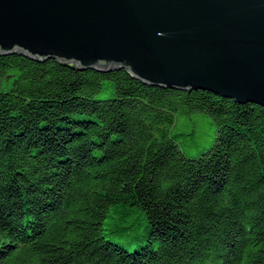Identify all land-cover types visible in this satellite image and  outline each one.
<instances>
[{
    "label": "trees",
    "instance_id": "16d2710c",
    "mask_svg": "<svg viewBox=\"0 0 264 264\" xmlns=\"http://www.w3.org/2000/svg\"><path fill=\"white\" fill-rule=\"evenodd\" d=\"M0 264H264V108L0 55Z\"/></svg>",
    "mask_w": 264,
    "mask_h": 264
},
{
    "label": "water",
    "instance_id": "95a60500",
    "mask_svg": "<svg viewBox=\"0 0 264 264\" xmlns=\"http://www.w3.org/2000/svg\"><path fill=\"white\" fill-rule=\"evenodd\" d=\"M264 108V0H0V55Z\"/></svg>",
    "mask_w": 264,
    "mask_h": 264
},
{
    "label": "rangeland",
    "instance_id": "374dc122",
    "mask_svg": "<svg viewBox=\"0 0 264 264\" xmlns=\"http://www.w3.org/2000/svg\"><path fill=\"white\" fill-rule=\"evenodd\" d=\"M175 131L183 134L182 148L186 146L190 153H198L205 149L213 139V131L208 120L200 116L179 118ZM138 220L139 216L131 221L132 229L137 225Z\"/></svg>",
    "mask_w": 264,
    "mask_h": 264
}]
</instances>
